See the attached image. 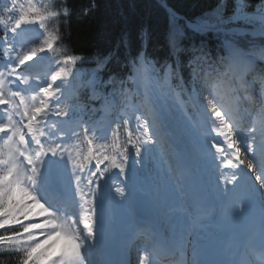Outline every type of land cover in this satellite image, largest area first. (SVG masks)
Returning <instances> with one entry per match:
<instances>
[{
	"label": "snow or ice",
	"instance_id": "1",
	"mask_svg": "<svg viewBox=\"0 0 264 264\" xmlns=\"http://www.w3.org/2000/svg\"><path fill=\"white\" fill-rule=\"evenodd\" d=\"M2 11L0 230L9 234L0 235V245L9 247L0 255L19 250V264H106L109 201L113 208L127 205L137 231L148 240L137 250L136 264H156L162 255L172 264H184L185 246L193 236V256H202L211 246L200 239L204 226L226 223L257 203L264 232V123L245 125L225 104L228 96L252 100L258 92L264 98V81L257 89L255 80L244 78L254 58H264V0H215L197 19L182 26L173 23L166 37L169 54L162 63L147 53L153 39L149 27H125L118 50L97 58L88 80L94 95L97 87L110 88L106 101L111 98L123 117L109 130L111 143L109 136L84 126L75 111L59 107L87 60L52 55L62 39L59 18L66 23L71 15L66 0L62 9L6 0ZM170 16L176 20L174 12ZM48 21L55 23L54 31ZM22 26L37 27L43 38H29ZM134 46L130 72L103 79L119 49ZM45 59L54 65L49 76L33 75L28 62ZM131 117L135 123L129 129ZM121 128L127 132L123 142ZM81 129L87 155L74 143ZM154 160L178 176L164 188L142 189L139 174ZM193 164L208 174L210 200L188 194ZM113 174L119 179L113 180ZM164 222L172 229L170 239L162 235ZM261 253L264 264V247Z\"/></svg>",
	"mask_w": 264,
	"mask_h": 264
},
{
	"label": "trees",
	"instance_id": "2",
	"mask_svg": "<svg viewBox=\"0 0 264 264\" xmlns=\"http://www.w3.org/2000/svg\"><path fill=\"white\" fill-rule=\"evenodd\" d=\"M168 5L189 19L195 20L214 6L215 0H165ZM69 24L62 28V41L67 52L97 59L116 52L122 30L127 26L149 27L153 39L147 53L163 62L169 54L167 34L173 21L156 0H69ZM127 21V24L125 23ZM137 46L119 49V56L109 65H115L136 55ZM8 232L0 235H8ZM9 245H0L3 252ZM22 253L15 250L11 256L0 255V264H19Z\"/></svg>",
	"mask_w": 264,
	"mask_h": 264
},
{
	"label": "rangeland",
	"instance_id": "3",
	"mask_svg": "<svg viewBox=\"0 0 264 264\" xmlns=\"http://www.w3.org/2000/svg\"><path fill=\"white\" fill-rule=\"evenodd\" d=\"M59 1H62V0H55V5H54L53 4V0H33V2L36 3L38 6L48 7V8H53L54 6H56V2H59ZM27 2H28V0H17V4L18 5L23 4L24 6H27ZM5 3H6V0H4V4ZM18 12H19V8L16 9V14L17 15H18ZM47 24H48V28H49L50 31H54L55 30V23H53L52 21H48ZM22 27L24 29V33L29 38H31V39H42L43 38L42 35H41V30H39L37 27H35V26H22ZM28 63H32V62L29 61ZM50 64L51 63L48 61L47 64H46L45 71H44V76H41V75H37V76H39L41 78L48 77L49 73L54 68V67H49ZM33 75H35V74H33ZM68 79L72 80L73 78L71 76H69ZM81 86H82V73H78L77 74V78L73 81L72 87L68 88L64 92L62 100L65 99V101L62 104H60V106H59L61 108V110H68L70 112L72 111V108H71V106H69V103H68V98H69L70 95L76 94L77 89L79 87H81ZM104 92H106V90L97 87L96 88V93L97 94L94 95L93 94V87H92V90H91V93H90V96H89V99H88V101H90V105H89V107L87 109L88 111L85 114H88V116H89V115H92L94 113H97L99 110L110 109V108H107V106H105L104 104L110 105L111 104V98H108V100L106 101V97L105 96H107V92L106 93H104ZM104 97H105V99H103ZM260 99H262V98L259 96V100ZM117 102H119V101H117ZM89 108H91V109H89ZM77 110H78V108L76 110H74V111L77 112ZM254 112H256V115L262 113L263 119L261 121H259L258 124H257V126H259L261 123H264V101L262 102V104L257 106V108H256V110H254ZM82 132H83V130H82ZM124 133H125L124 136L127 139V132L124 131ZM0 135H2V134H0ZM0 142H2V141H0ZM86 143L84 142V140L82 138V135H80L79 140H77V144H75L78 147L79 151L82 152L84 155H87ZM129 148H130V146H129ZM152 162L153 161H151V163ZM148 164L150 165V163H148ZM116 212L118 214L119 213L122 214V218L123 219L126 218L127 220H129L130 216L132 215L131 212L125 213L122 210H116ZM16 227L19 228L18 225H16ZM122 227L124 228V227H126V225H122ZM1 232H2V230H0V233ZM61 243H63V240H61ZM56 250L57 251L59 250V246H57ZM132 255H133V259L130 260L129 264H136V260H137L136 251H134Z\"/></svg>",
	"mask_w": 264,
	"mask_h": 264
},
{
	"label": "bare ground",
	"instance_id": "4",
	"mask_svg": "<svg viewBox=\"0 0 264 264\" xmlns=\"http://www.w3.org/2000/svg\"><path fill=\"white\" fill-rule=\"evenodd\" d=\"M107 234H109L108 230H107ZM119 258H122V255H118ZM119 262V260H118ZM120 264H128L127 260L123 259L122 261H120Z\"/></svg>",
	"mask_w": 264,
	"mask_h": 264
}]
</instances>
